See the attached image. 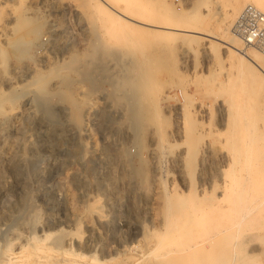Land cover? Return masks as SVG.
Segmentation results:
<instances>
[{
    "label": "rangeland",
    "instance_id": "374dc122",
    "mask_svg": "<svg viewBox=\"0 0 264 264\" xmlns=\"http://www.w3.org/2000/svg\"><path fill=\"white\" fill-rule=\"evenodd\" d=\"M243 1L235 13L234 0H152L136 16L226 38L237 35L236 21L251 3ZM90 12L81 0H0V245L36 235L44 243L59 238L73 256L83 254L94 264L110 257L115 264H164L160 256L166 248L156 244V186L145 187V208L139 194L135 203L128 197L139 179L133 170L139 159L151 163L148 117L156 116L167 141L176 145L181 140L169 129L177 107L203 104V133L222 144L217 95L223 92V100L235 90L226 77L233 73L230 54L221 39L166 27H146L141 35L134 27H108V45L102 37L95 43ZM207 39L214 45L209 51L203 48ZM240 46L251 55L259 51ZM255 70L260 75L255 108L264 119V73ZM123 166L131 173L130 186L120 178ZM258 227L249 248L254 263L261 257L256 263L264 264V230Z\"/></svg>",
    "mask_w": 264,
    "mask_h": 264
},
{
    "label": "bare ground",
    "instance_id": "6f19581e",
    "mask_svg": "<svg viewBox=\"0 0 264 264\" xmlns=\"http://www.w3.org/2000/svg\"><path fill=\"white\" fill-rule=\"evenodd\" d=\"M242 1L243 0H234L233 12H238L239 8H241ZM248 1L264 11V0ZM81 2L85 8L87 7L91 10L89 15L90 21L97 28L96 34H93V42L95 43H97L102 37L105 39V44L108 45V27L109 31H118L122 28L127 30V27H134L135 35L143 34L146 27H166L169 28V30L179 29L184 32L193 31L197 34L208 37V39L210 37L212 39L218 38L215 35L199 30L175 28L164 26L163 24H156L153 21L146 22L138 19L136 15L145 12L148 6L152 3V0H81ZM174 32L175 31H173V33ZM239 37L237 35H230L226 38H218L221 39V42L230 54L233 73L231 71L226 77L230 86L235 88V90L230 91V94H227V97H224L223 100L219 97L220 95H224L222 91L221 94L219 93V95H217V101L220 103L217 109L219 111V124L222 126L221 134L224 135L223 143L221 141L222 144L219 146L215 145L214 142L208 139L206 134L203 133V129L199 123V119L206 111V107H204L203 104L197 103L198 105L190 108L176 106V121L169 129V131L175 135L177 140H181V142L176 145L167 141L166 128L161 123L157 122L156 116L150 114L148 117L150 119L148 125L151 127L150 140H152L151 145L148 148V155H150L151 163L147 158L141 157V150L143 149L139 148L141 151L139 157L141 158L135 169H133L134 171H137L139 179H137L136 186L130 187L128 197L131 202L135 203L137 200L136 197L139 194L140 196L138 197L141 199L139 201L143 203L142 208H145L148 201L145 187L150 185L156 186L153 192V199L158 204L156 220L158 219L160 224L157 230L158 238L156 244L157 247L164 245L166 248L162 256L159 255L164 264H255L256 262H261V260L259 261L261 255L258 254L260 258L254 263V259L252 260L251 258L252 254H250L251 249L249 247L253 240L254 228L258 225L259 227L256 231L261 228V230H264V119L261 117L260 111H257V108H255V96L259 93L256 89V82H258L260 76L255 68L260 69L264 73V64L262 63V60L264 61V52L255 50L252 55L249 54L246 52L247 50L241 48V46L239 47L240 43H244L243 39ZM208 39L203 43L205 51H209L210 47L214 46L212 45V41L208 44ZM24 41H19V43H23ZM244 45L246 44L244 43ZM186 59H188V55L186 56ZM81 65L83 66V63ZM75 68L77 67L75 66ZM27 86H29V84ZM16 91L19 90L16 89ZM6 95L7 94L5 93L3 98H5ZM175 95L177 96V94ZM11 141L13 140L11 139ZM118 146L120 145L118 144ZM129 174L131 173H129L126 166L121 167L120 178L122 179V183L127 184L128 186L133 184V179ZM139 208H141V206ZM153 216L155 215L153 214ZM77 220L79 221V219ZM76 223L78 224L77 221ZM59 225L62 224L59 223ZM65 233L66 235L68 234L67 232ZM4 234H1V236ZM48 235H50V232ZM58 235L61 234L58 233ZM43 240L44 238L34 235L32 237H25L20 242L14 243L6 241L0 245V264L95 263L85 260L83 254L73 256L68 248L61 245L59 238L51 240L48 243H44ZM262 240L264 241V239ZM80 245H82V243ZM127 247H130V245ZM141 247L142 246H140V249H146V245L143 248ZM134 248L136 249L137 247ZM130 249L131 248H129V250ZM135 251L137 252V250ZM144 251L142 253H144ZM140 252L135 254L139 255L138 253ZM150 252L153 253V251ZM144 254V256H146V254L149 255L150 253L148 254L145 252ZM154 254L155 252L153 255ZM148 261L150 260L147 259V262ZM136 262L134 261L133 263ZM96 264H115V262H113V257H110L106 260H98ZM152 264H155L154 261Z\"/></svg>",
    "mask_w": 264,
    "mask_h": 264
},
{
    "label": "built area",
    "instance_id": "2783aa9c",
    "mask_svg": "<svg viewBox=\"0 0 264 264\" xmlns=\"http://www.w3.org/2000/svg\"><path fill=\"white\" fill-rule=\"evenodd\" d=\"M235 32L246 46L264 52V11L255 4H247L237 19Z\"/></svg>",
    "mask_w": 264,
    "mask_h": 264
}]
</instances>
